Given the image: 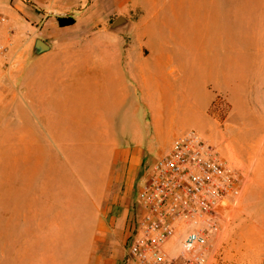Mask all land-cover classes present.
<instances>
[{
    "label": "rangeland",
    "instance_id": "obj_1",
    "mask_svg": "<svg viewBox=\"0 0 264 264\" xmlns=\"http://www.w3.org/2000/svg\"><path fill=\"white\" fill-rule=\"evenodd\" d=\"M119 15L134 47L123 63L133 71L140 62V85H168L175 99L162 106L156 149L168 145V128L194 129L243 174L241 195L210 235L209 264H263L264 0H0L14 73L0 83V264H130V235L95 233L93 197L105 189L108 161L93 142L103 127H137L150 141L149 115L132 101L138 80L101 85L95 66L86 79L48 85L57 118L43 121L37 85L25 90L21 74L35 35L59 44L62 34L97 32ZM54 133L75 144L53 147Z\"/></svg>",
    "mask_w": 264,
    "mask_h": 264
},
{
    "label": "crops",
    "instance_id": "obj_2",
    "mask_svg": "<svg viewBox=\"0 0 264 264\" xmlns=\"http://www.w3.org/2000/svg\"><path fill=\"white\" fill-rule=\"evenodd\" d=\"M1 23L3 25L0 26V38L10 47L11 41L7 39L8 36L3 30L6 24ZM127 25L128 19L126 18L125 21L119 23L115 30H112L108 23L93 33L62 34L59 44H54L44 35H35L30 41L25 70L21 71L23 85H28L25 90L29 91L30 85H37L38 115L42 117L43 121H55L57 118L56 105L51 107L46 103L49 87L51 88V85H68L74 80H78L79 75L86 79L88 74L86 71L95 70V66H97V77L100 78L101 85H111V79L114 83L117 81L119 85H130L132 78L134 81L138 80V84L130 85L133 87L132 101L139 107H145L144 113L149 115V120L147 118L145 121L147 125L153 126L154 131V134H149L150 141L140 134L137 127L128 131H125L126 129L110 131L103 127L102 131L95 134L97 140L93 142V144H98L99 148L102 146L105 148L108 161L105 189L95 190L96 198L93 197V211L96 218L95 233H118L122 236L123 242H126L128 236L131 235L138 217V209L132 198L136 181L143 174L144 164L154 157V153L159 151L157 153L159 154L164 149L155 147L157 136L164 131V126L160 124L162 106L175 101L174 98H171V90L168 85H140V81L143 82L146 79L142 73L140 62L134 65L133 71L132 67L123 63V53L126 54L129 61L132 59V52H134V47L127 46L125 35L119 33L120 30H126ZM26 29L28 27L25 24V31ZM37 36L45 39L51 48L40 55H32L33 40ZM9 70L0 71V83L1 80L14 74ZM128 95L129 93L125 95V99ZM208 106L204 109L205 114ZM73 119L75 117L71 116V120ZM167 131L170 132V138L165 149L169 148L174 138L186 129L173 126ZM69 138L75 137L71 135ZM50 139L49 144L52 143L55 148H63L73 143L69 140L63 141L56 133L50 136ZM117 167L121 169L118 175L115 174ZM224 207L220 209V223L224 218V211H222ZM175 242L173 239L170 243V250L175 249ZM117 260L122 264L121 257H118Z\"/></svg>",
    "mask_w": 264,
    "mask_h": 264
},
{
    "label": "built area",
    "instance_id": "obj_3",
    "mask_svg": "<svg viewBox=\"0 0 264 264\" xmlns=\"http://www.w3.org/2000/svg\"><path fill=\"white\" fill-rule=\"evenodd\" d=\"M9 64V44L0 38V71ZM242 189V172L201 133L189 129L177 135L144 164L128 263L209 264V240L220 225V209L236 203Z\"/></svg>",
    "mask_w": 264,
    "mask_h": 264
},
{
    "label": "water",
    "instance_id": "obj_4",
    "mask_svg": "<svg viewBox=\"0 0 264 264\" xmlns=\"http://www.w3.org/2000/svg\"><path fill=\"white\" fill-rule=\"evenodd\" d=\"M125 17L123 15H119L111 24V29L115 30L119 23L121 21H125ZM51 48L50 44L43 39L40 36H37L34 38L33 40V44H32V48H31V53L32 55H40L41 53H44L46 51H48ZM264 264V262H263Z\"/></svg>",
    "mask_w": 264,
    "mask_h": 264
},
{
    "label": "trees",
    "instance_id": "obj_5",
    "mask_svg": "<svg viewBox=\"0 0 264 264\" xmlns=\"http://www.w3.org/2000/svg\"><path fill=\"white\" fill-rule=\"evenodd\" d=\"M58 20H59V23L61 25V24L71 23V22H73L74 19L71 17L70 18L59 17Z\"/></svg>",
    "mask_w": 264,
    "mask_h": 264
},
{
    "label": "bare ground",
    "instance_id": "obj_6",
    "mask_svg": "<svg viewBox=\"0 0 264 264\" xmlns=\"http://www.w3.org/2000/svg\"><path fill=\"white\" fill-rule=\"evenodd\" d=\"M126 14V13H125ZM151 17V16H150ZM262 125H263V122H262Z\"/></svg>",
    "mask_w": 264,
    "mask_h": 264
}]
</instances>
